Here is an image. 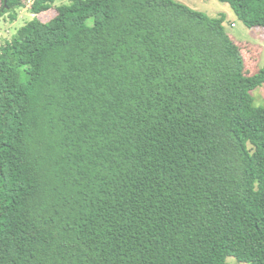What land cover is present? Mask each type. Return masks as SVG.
I'll return each instance as SVG.
<instances>
[{
  "label": "trees",
  "instance_id": "trees-1",
  "mask_svg": "<svg viewBox=\"0 0 264 264\" xmlns=\"http://www.w3.org/2000/svg\"><path fill=\"white\" fill-rule=\"evenodd\" d=\"M219 1L264 28V0ZM226 21L70 0L3 45L0 264H264V68Z\"/></svg>",
  "mask_w": 264,
  "mask_h": 264
},
{
  "label": "rangeland",
  "instance_id": "rangeland-1",
  "mask_svg": "<svg viewBox=\"0 0 264 264\" xmlns=\"http://www.w3.org/2000/svg\"><path fill=\"white\" fill-rule=\"evenodd\" d=\"M184 3L193 9L207 13L211 17H219L221 14L227 15L225 22L226 31L234 37L237 44H243V54L245 58L246 70L249 75L258 73L264 68V28H248L241 22L228 3L219 0H176ZM70 3V0H56L53 8L39 15L31 13L32 0H24V7L16 12V19L12 20L9 13L0 19V52L7 41H11L20 28L25 26L36 16L43 22H48L57 15V8ZM0 0V9L2 8ZM234 22L236 27H232ZM255 105L264 106V85L253 92ZM227 264H247L240 263L235 257H228Z\"/></svg>",
  "mask_w": 264,
  "mask_h": 264
},
{
  "label": "crops",
  "instance_id": "crops-1",
  "mask_svg": "<svg viewBox=\"0 0 264 264\" xmlns=\"http://www.w3.org/2000/svg\"><path fill=\"white\" fill-rule=\"evenodd\" d=\"M237 26V24L234 22V26H232V27H236Z\"/></svg>",
  "mask_w": 264,
  "mask_h": 264
},
{
  "label": "built area",
  "instance_id": "built-area-1",
  "mask_svg": "<svg viewBox=\"0 0 264 264\" xmlns=\"http://www.w3.org/2000/svg\"><path fill=\"white\" fill-rule=\"evenodd\" d=\"M233 26H234V24H233Z\"/></svg>",
  "mask_w": 264,
  "mask_h": 264
}]
</instances>
